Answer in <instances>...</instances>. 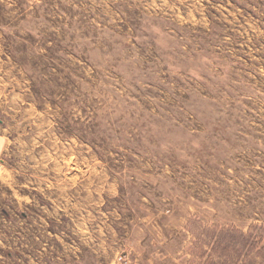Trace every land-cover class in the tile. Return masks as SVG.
Listing matches in <instances>:
<instances>
[{
    "label": "rangeland",
    "instance_id": "obj_1",
    "mask_svg": "<svg viewBox=\"0 0 264 264\" xmlns=\"http://www.w3.org/2000/svg\"><path fill=\"white\" fill-rule=\"evenodd\" d=\"M119 257L264 264V0H0V264Z\"/></svg>",
    "mask_w": 264,
    "mask_h": 264
},
{
    "label": "built area",
    "instance_id": "obj_2",
    "mask_svg": "<svg viewBox=\"0 0 264 264\" xmlns=\"http://www.w3.org/2000/svg\"><path fill=\"white\" fill-rule=\"evenodd\" d=\"M118 262H120L121 264H126L127 263L126 258H124V257H119V261Z\"/></svg>",
    "mask_w": 264,
    "mask_h": 264
}]
</instances>
